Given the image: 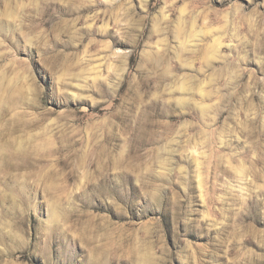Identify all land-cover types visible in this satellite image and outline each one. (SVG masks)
Listing matches in <instances>:
<instances>
[{
    "label": "rangeland",
    "instance_id": "1",
    "mask_svg": "<svg viewBox=\"0 0 264 264\" xmlns=\"http://www.w3.org/2000/svg\"><path fill=\"white\" fill-rule=\"evenodd\" d=\"M0 264H264V0H0Z\"/></svg>",
    "mask_w": 264,
    "mask_h": 264
}]
</instances>
